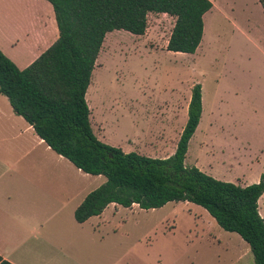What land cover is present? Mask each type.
Returning <instances> with one entry per match:
<instances>
[{
	"label": "rangeland",
	"instance_id": "1",
	"mask_svg": "<svg viewBox=\"0 0 264 264\" xmlns=\"http://www.w3.org/2000/svg\"><path fill=\"white\" fill-rule=\"evenodd\" d=\"M215 4L204 16V36L195 54L168 51L175 18L167 14L150 13L143 37L125 31L107 35L86 99L101 141L160 158L176 148L192 89L201 84L203 115L186 165L245 187L264 174V10L258 0ZM26 9L24 3L19 6V11ZM152 112L171 117L172 132L164 133L162 141L143 138L152 123L145 116ZM259 206L264 217V195ZM121 218L124 232L116 240L122 250L134 247L139 255L134 264H255L250 246L199 205L123 208Z\"/></svg>",
	"mask_w": 264,
	"mask_h": 264
},
{
	"label": "trees",
	"instance_id": "2",
	"mask_svg": "<svg viewBox=\"0 0 264 264\" xmlns=\"http://www.w3.org/2000/svg\"><path fill=\"white\" fill-rule=\"evenodd\" d=\"M52 5L59 39L24 70L0 50V94L57 154L91 176L106 181L77 208L84 223L110 204L144 210L169 203L203 207L225 231L238 234L249 246L255 264H264V217L258 183L242 187L186 165L189 144L203 114L201 84L192 89L188 120L175 153L153 158L126 153L94 133L86 95L108 33L126 31L143 36L148 15L167 14L175 24L167 49L195 54L204 36V16L210 0H47ZM264 8V0H259ZM0 264H12L0 256Z\"/></svg>",
	"mask_w": 264,
	"mask_h": 264
},
{
	"label": "crops",
	"instance_id": "3",
	"mask_svg": "<svg viewBox=\"0 0 264 264\" xmlns=\"http://www.w3.org/2000/svg\"><path fill=\"white\" fill-rule=\"evenodd\" d=\"M210 1L215 9L216 0ZM22 3L27 6L25 11H19ZM58 39V25L50 2L0 0V50L18 68L29 67ZM2 96L0 94V256L12 264L137 263L134 247L126 246L122 250L116 240L124 232L121 218L124 207L110 204L101 215L84 223L75 218L77 208L106 180H92L100 176L84 173L53 151L34 128L13 111L8 98L7 102ZM145 119L152 121L143 137L147 140L162 141L164 133L172 132L168 114L160 116L152 112ZM176 148L160 158L172 156ZM131 152L144 155L136 150ZM135 206L138 205L125 210L150 211Z\"/></svg>",
	"mask_w": 264,
	"mask_h": 264
}]
</instances>
